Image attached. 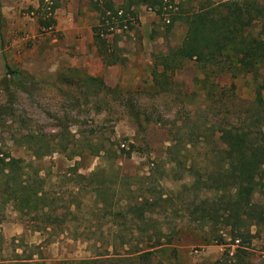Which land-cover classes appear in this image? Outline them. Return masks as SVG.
<instances>
[{
    "label": "rangeland",
    "instance_id": "374dc122",
    "mask_svg": "<svg viewBox=\"0 0 264 264\" xmlns=\"http://www.w3.org/2000/svg\"><path fill=\"white\" fill-rule=\"evenodd\" d=\"M94 1L59 0L55 25L44 30L37 24L36 0H1L0 156L23 159L29 176L44 182L45 191L56 199L57 210L64 204L92 209L96 198L103 208L100 220L86 213L76 221L68 217L50 223L70 230L100 224L102 237L88 239L69 231H36L35 225L48 222L47 216L23 215L6 205L0 210L2 258L18 264H71L117 253L111 264H135L126 257L144 244V237L129 235L137 221L126 210L144 195L156 205L140 225L161 228L170 240L164 251L152 255L151 264H264L263 225H241L235 239L233 222L191 214L220 195L206 183V173L218 170L222 162L217 126L246 118L255 95L252 74H224L215 80L219 88L207 90L197 80L202 76L197 65L188 60L166 84L157 85L154 56L181 42L184 25L177 21L167 33L146 4L133 0L130 9L137 12L138 23L118 31L116 43L108 36L112 44L103 57L91 32L97 23ZM185 1L189 7L195 4ZM105 59L117 61L106 65ZM6 65L17 74H8ZM125 101L149 118L144 131L137 129ZM72 167L82 175L96 171L100 192L106 194L100 197L94 191L92 197L88 181L78 180ZM254 201L264 204V196L257 192ZM118 210L120 217L113 221L112 212ZM115 227L121 228L120 237L110 231Z\"/></svg>",
    "mask_w": 264,
    "mask_h": 264
},
{
    "label": "trees",
    "instance_id": "16d2710c",
    "mask_svg": "<svg viewBox=\"0 0 264 264\" xmlns=\"http://www.w3.org/2000/svg\"><path fill=\"white\" fill-rule=\"evenodd\" d=\"M38 2L37 24L39 29L52 28L55 23L54 13L59 7V0H36ZM129 4L115 5L113 0H95L93 5L97 13V23L92 26L93 42L103 57L108 51V36H113L112 42L120 35L118 31L132 30L130 24L138 23L137 12L130 9ZM195 4H188L185 0H140L146 4L159 20L165 25L167 33L171 31L175 22H181L184 35L181 42L174 47L160 51L154 56L152 77L157 85L167 83V77L181 69L188 60H192L201 72L197 79L204 89H216L219 84L215 81L224 74L237 77L240 73L252 74L254 87V100L247 109V116L239 124L226 126L218 123V141L224 146L222 162L218 170H209L206 183L210 182L208 189L212 188L218 195L214 200L207 199L197 205L191 214L200 213L201 219L223 218L230 224L233 222L235 230L233 237L241 235L242 226L252 222L264 226V204L254 201L257 192L264 196V0H190ZM136 4V3H135ZM133 4V5H135ZM188 6V7H187ZM187 7V8H186ZM1 15V0H0ZM117 60H106V65H113ZM8 74H17L6 65ZM70 71V70H68ZM61 79L64 76H59ZM89 80L97 77L86 76ZM261 77V78H258ZM102 87V81L98 82ZM8 84L5 89L8 90ZM108 89V88H107ZM14 97H11V102ZM131 102H124V106L139 131H144L149 122L148 117H141L134 110ZM9 109V108H7ZM28 165L21 158L0 156V210L6 205L23 215L35 214L47 216L49 220L39 221L35 230L51 235L58 231L73 232L76 238L85 236L88 239L101 238L103 230L100 224L88 226H75L73 229L50 226L55 219L63 222L71 218L78 220L86 213L94 219L102 218V209L94 199L92 209L72 208L64 204L61 210L54 208L56 199L50 197L44 189V182L33 180L27 172ZM73 173L75 168H71ZM38 177V176H37ZM97 172L86 175L77 174L76 178L88 181L91 196L96 191L101 197L106 193L100 192L102 186L97 182ZM96 180V181H95ZM200 179L192 185L198 188ZM99 184V186L97 185ZM93 197V196H92ZM161 196L158 195L157 199ZM51 201L52 204H47ZM134 205H128L126 212L137 221V225L129 233L131 237L141 235L144 244L137 245L133 252L126 257L130 262L137 264H151L152 255L164 251L170 240L164 239L161 228H145L151 208L156 205L150 196L141 195L136 198ZM48 205V206H47ZM89 210V211H88ZM57 211V212H56ZM120 210L112 212L113 221L120 217ZM59 224V223H58ZM60 226V225H57ZM53 227H55L53 229ZM113 236H121V228H110ZM96 242V241H95ZM112 245V244H109ZM124 244H122L123 246ZM108 252V248L105 249ZM115 251V248H114ZM0 264H18L2 258ZM118 258L117 253L96 254L93 257L74 260L71 264H110Z\"/></svg>",
    "mask_w": 264,
    "mask_h": 264
},
{
    "label": "built area",
    "instance_id": "2783aa9c",
    "mask_svg": "<svg viewBox=\"0 0 264 264\" xmlns=\"http://www.w3.org/2000/svg\"><path fill=\"white\" fill-rule=\"evenodd\" d=\"M124 146V144H122V147Z\"/></svg>",
    "mask_w": 264,
    "mask_h": 264
},
{
    "label": "crops",
    "instance_id": "0c3cea01",
    "mask_svg": "<svg viewBox=\"0 0 264 264\" xmlns=\"http://www.w3.org/2000/svg\"><path fill=\"white\" fill-rule=\"evenodd\" d=\"M91 29H92V27H91ZM91 32H92V30H91Z\"/></svg>",
    "mask_w": 264,
    "mask_h": 264
}]
</instances>
